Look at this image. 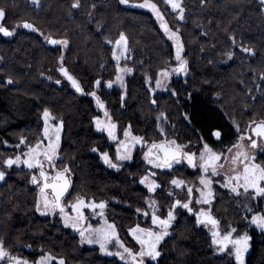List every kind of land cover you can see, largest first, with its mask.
<instances>
[{
	"label": "trees",
	"instance_id": "1",
	"mask_svg": "<svg viewBox=\"0 0 264 264\" xmlns=\"http://www.w3.org/2000/svg\"><path fill=\"white\" fill-rule=\"evenodd\" d=\"M75 2L39 0L36 6L32 0H0L6 13L0 25L12 33L5 37L0 32V171L5 172L0 180V241L6 250L32 264L46 253L66 264H124L83 245L58 216L37 211L39 189L32 183V171L23 165L11 170L4 166L8 157L17 154L11 146L22 139L26 145L42 141V115L50 112L63 123L62 159L57 165L71 175L64 202L72 205L79 198L104 203L102 211L107 209L121 239L139 250L131 230L143 223L149 198L157 201L162 215L175 210L178 198L190 199L196 206L200 173L190 165L154 170L141 154L130 163L105 166L93 149L115 156L117 141L97 131L95 119L102 110L95 98L106 105L120 135L131 128L144 145L166 139L190 144V151L201 149L202 141L216 149L232 145L240 133L264 122V6L259 0H182L181 19L162 0H149L162 12L169 30L179 33L188 71L187 78L174 81L169 91L153 94L148 80L155 82L161 71L179 62L174 42L153 11L138 6L145 0H79L80 6L73 8ZM25 23L32 28H25ZM121 35L130 49L125 94L105 86L118 74L114 44ZM51 40L68 43L51 44ZM61 67L78 82L81 92ZM96 81L103 84L97 86ZM93 92L95 96L90 95ZM217 130L223 135L220 141L213 138ZM150 173L160 184L154 194L140 182ZM173 179L192 185L193 196L176 191ZM263 205L264 195H259L258 208L247 218L262 211ZM213 206L223 230L246 226V214L234 196L219 189ZM196 214V208L180 211L172 234L159 246V259L147 264H236L215 253L213 238ZM252 234L247 264H264V232L253 229Z\"/></svg>",
	"mask_w": 264,
	"mask_h": 264
},
{
	"label": "rangeland",
	"instance_id": "2",
	"mask_svg": "<svg viewBox=\"0 0 264 264\" xmlns=\"http://www.w3.org/2000/svg\"><path fill=\"white\" fill-rule=\"evenodd\" d=\"M178 2H180L181 6H182V0H178ZM32 3L34 5H36V6H39V0H35V2H34V0H32ZM159 11H160V9H159ZM173 11L177 12L178 10H174L173 9ZM153 14L156 16L155 18L158 19L157 21H159L160 24H165V20L164 19L161 20L160 18H158L157 14L155 12H153ZM160 14L162 15L161 11H160ZM162 17H163V15H162ZM1 22L2 21H0V23ZM172 32H175V31L171 30V31H169L167 33V35L174 42V44L176 46L177 45V40H176L175 37H171V33ZM175 33L179 37V41L178 42L182 45L181 37H180L179 33L178 32H175ZM2 34H3V32H2ZM4 36L5 37H9L10 35H7V36L4 35ZM114 53H115L114 59L119 64L117 76H120L122 78V80H117V76H116V78L113 81L105 82V86H106V88L108 90L120 89L125 94V91L127 89V78L129 76L130 72H121L120 69L121 68L130 69L128 64H127V60L129 59V56H130V49H129L128 40L126 38H125V41L121 42V44L119 46L116 43L114 44ZM116 56L119 57V60H117L115 58ZM176 62H177V60H176ZM179 66H180L179 63L178 64H174L172 67L161 71L159 76H158V79L155 82H151L150 80H148L150 89L153 92V94H156V93H159V92H167V91H169L170 86H171V84L174 81L183 80V79L187 78V76H188L187 69H185L184 71H181V73H178L177 71H174V69H178ZM165 71L168 73V75L167 76H162L161 73L165 72ZM157 81H159V83H157ZM100 82L101 83H100L99 86H101L103 84L102 81H100ZM109 83H111V85H112L111 87H108ZM50 115H51V117H53V119H49L47 125L45 124V120H44V117L42 115V119H43V123H44V129H43L44 138H43L42 141H40L38 143H41L42 147H46L47 144L49 143L50 139L53 140V141L55 140L56 128L58 126L60 127V131H59V137H60V139H59V147H58L57 152H56V157L54 159V163H52L53 165L49 164L46 160H44L43 156H41V158H42L41 160L44 161V169L43 170L48 172V173H50V174H53L57 170V167H58L59 170H62V169H60L61 167H59L57 165V163L62 159V156L60 154V150H61V142H62V135H63V123L60 122V121H57L56 118L51 113H50ZM97 119H99L101 121H104L106 123L110 122L111 124L115 125V129L113 130L115 139H113L112 137H110L108 135L107 128H104L102 130L98 129L97 126H96V123H95V127H96L98 132L106 134L110 138V140L117 141L115 156H112L111 153H107V152L106 153H100L97 149H95V151H94V153L100 155L102 163L105 166H107V167L113 168V167H110L107 163L104 162V158H103L104 154H107L108 158L114 164L130 163V162H132L135 159V157L138 154H141L142 158L144 159L146 164H148L154 170L170 171V170L174 169L177 166L189 165L186 159H182L179 163L173 162L170 168H167V167H164V168L153 167L151 164L148 163V160L145 159L147 147H148V145L150 143L146 144L147 147L142 149V147L146 146V145H144L145 144L144 141H142V145H141L142 147L139 148L138 147L139 143H138V145H135V142H133L129 137H125L124 134L120 135L119 126L114 121V119L112 118V116L109 113H108L107 116H105V112L102 111V115L97 117L95 119V121ZM161 122H163L162 126H161V131L165 135L166 130H167V125H166L165 119L162 118ZM46 127L49 129L47 138L45 137V128ZM127 130H130L132 136L139 137L138 135L134 134V132L132 131L131 128H128ZM22 140L24 141V143L17 144L16 146H11V148L16 147L17 154L16 155H12V156L7 158V159H10V158L11 159H15L16 156H20L21 160H20L19 164H14L12 167H8L5 164V162H4V166H5L6 170H11L13 167H18V165H20V166L23 165V167L26 170L32 171V177L35 175L38 179H40V177H39V170L40 169H37V168L29 169L27 167V165L24 163V160L27 159V156L25 154L28 152L29 148L30 147L34 148L38 143L35 144V145H26V140L25 139H22ZM253 140H254V137L250 133V130H248L247 132L240 133L239 137L235 140V142L232 145H228V146H224V147H218L217 149H215L211 145L207 144L208 147L211 148V150L214 153H217V154L221 155V163L224 164L223 168H219L218 169V173L219 174L215 175V176H213L211 174V170H209L207 176H205L203 170L199 167L200 155H201V153L204 152V145L206 144L205 141H202L203 146H202L201 149L196 148L193 151H190V149H188L190 144L183 145V144H179L178 142H176V144L182 146L183 152L195 154V158H196L195 161H196L197 167H194L193 169L200 173V175L198 176V185L196 186V189H195V194L196 195H194L196 206L191 205V200L190 199H186V198L180 199V198H178V201H180V204L177 205V207L176 206L174 207L175 210L171 211L172 214H173V219L170 221V224H169V226L167 228V233L168 234L163 236V238L160 240V242L157 245V251L159 253H160L159 246L161 245V243L166 238H168L172 234V227L176 223V221H177V219L179 217L180 211H186V210H191L192 208H196L197 221H201L200 220L201 217L199 216V213L202 212V211L209 213L210 215H212V217L214 219H216L218 221V227L217 228H214L209 223H204L203 224V226L211 234L213 239H214V237H213L212 233L214 231H217L219 233V237H217V239H219V238H222L223 235L227 234L232 229H235V231L232 232V239H236V238H239V237H242V236H245V235L249 238L248 239L247 251L243 254V264H247V259H248L249 255L251 254L252 249H253V234H252L253 229H256L258 232H264V230H262L261 228L255 226L254 224H252L251 220H252V218L254 216H264V212H259L257 214L253 213V215H251L249 218H247V215H248L247 213H250V212L253 211L252 210L253 204L255 206L258 205L259 195H255L254 191L251 188H249V190L247 192H245L242 187H238L236 181H233L232 184H230V185L226 184V182L228 180V177L235 176L237 174V172L243 170L244 163L249 162V161H245L243 159V157H241L237 161L236 164H232L231 160H232V158L235 156V154L237 152H241L242 151V152L247 153L248 157L250 158V162L251 163H254V164H257V165H259L261 167H264V145H262L261 142H260L258 147L253 148V147H251V143H252ZM162 141H172V140L166 139V140H162ZM122 143L128 144L129 151H130V159H126V160L117 159L118 154H122L123 151H124V149H122L120 147ZM25 145H26V147H25ZM237 146H239V147H237ZM233 169H236V171H233ZM4 174H5V172H4ZM152 174L150 173L149 175H146V176H148V180L145 181L144 184L141 183L148 190H149V186H150V184L152 182H155L160 187L159 182L155 179V175H152ZM202 177H204L205 179H210L211 180V184L209 186H207V187L205 185L201 184L200 180H201ZM176 180H181V179H176ZM182 181H184V180H182ZM37 187L39 189L38 185H37ZM159 187L155 188L153 191H150V193L154 194ZM232 187H237V192H239L240 194L238 195L237 192H233L232 191ZM188 188L194 189L192 185H190L189 183H187L185 181H184V185L182 187H180V188L175 187L176 191H178L181 195H183V193L185 191H187ZM219 189H220V191H223L224 193H228V194L234 196L237 199V202H238L239 206L242 208V210L246 214L245 218L247 220V223H246L245 227L239 228V227H235V226H230L227 230H223L222 229L221 221L213 213V209H214L213 205L216 203L217 191ZM254 195H255V198H253ZM191 196H193V195L191 194ZM201 199H207L209 201V203H197V201L201 200ZM76 201L77 200H74L73 202H71L72 205ZM185 203H188V205H189L188 208H184V207L181 206V205H183ZM64 204H65L66 209L68 208V210L64 211V213L58 212L57 209L55 211H49L47 215H42L41 212L40 211L39 212H40V214L42 216H51V217L58 216V218L61 219L63 221V223L66 225V223H65L66 216L75 218L76 215H75L74 209H72V205H68V202L67 203L64 202ZM101 212L103 213L102 215H101ZM142 213H143V223H140L139 225L135 226L133 229L139 227L141 229H148V230H151V231L156 232V233H159V232L162 231V229L160 227H157L156 225H154L152 223V216L155 215V216H157V217H159L161 219H167L168 214L167 215H162L160 213L158 203H157V201L154 198H149V200H148V209L146 211H143ZM145 213H147V215H145ZM85 221H86L85 224H83L80 221L79 224L76 227H73L72 226V221L69 220L66 226L74 230V233L78 237H80L81 242H82L83 245L88 246V247L98 248L100 250V253H101L102 256L107 257V258H116V259H118L119 261H121L124 264H133V262L131 260V257H129L127 255V253L124 252V248L120 247L116 243V239H112L111 242H109V243H107L105 245V249L106 250H102L101 249V246H100L99 242L89 243L88 240L85 239L86 237H91L93 239V241H95L97 239L96 230H98V229L107 230L108 229V225H112V226H114L116 237L124 245V247L129 248L133 252H139L141 250V245L139 243H138L140 245V249L139 250H134V249L128 247L125 244V242L119 236L117 226L115 225L114 222H112L110 220V217L108 216L107 209H105L104 211L98 210V211H95V212H87L85 214ZM81 232L84 233L83 237L81 236ZM213 246H214V250H215L216 254L222 255V256H227L232 261H234L236 264H238V262L236 260V257H235V249H234V246L232 244H228L227 248L225 250H223V251H221V246L219 244H215L214 243ZM4 250L7 251L10 254V256L19 259L22 262V264L25 261L27 262V264H32L31 263L32 261H30L28 259H25V258H22V257H19V256H16V255L12 254L11 252H9L8 250H6L5 248H4ZM108 253H113V254L109 255ZM117 253H119V254H117ZM121 255H123L124 259H121ZM47 257H51L52 259H47L46 260V264H59L60 260H63L64 264H66L64 259H62L60 257H57L56 255H54L52 253L44 254L35 263L36 264H40V261L44 260ZM159 257H160V255L158 257H156L155 259H152V258H150L148 256H145L143 258L144 259V264H147V261L156 262L159 259ZM138 259H139V257H138ZM1 262L10 264V262L7 261V259L4 260V261H1Z\"/></svg>",
	"mask_w": 264,
	"mask_h": 264
},
{
	"label": "snow or ice",
	"instance_id": "3",
	"mask_svg": "<svg viewBox=\"0 0 264 264\" xmlns=\"http://www.w3.org/2000/svg\"><path fill=\"white\" fill-rule=\"evenodd\" d=\"M35 2V0H34ZM126 0H121V3H125ZM164 4H168L171 6L172 9L178 10L180 14V18H183V7L181 6V3L178 2V0H162ZM259 3L261 6H264V0H259ZM79 0H76L75 3L72 4L73 8L79 7ZM141 8H149L153 12H155L161 20L163 19L162 15L160 14L159 9L157 8V5L155 3H150L149 0H145L144 3L138 5ZM6 13L4 9H0V21L3 20ZM25 28H32L31 24L25 23L23 25ZM162 27L166 33H168L170 30L167 26V24H162ZM0 32H3L4 35H11V31L4 28L2 25H0ZM171 37H175L177 40L176 45V60L179 62V68L174 69V71H184L186 61L182 59L181 57V51H182V45L178 42L179 37L176 35L175 32L171 33ZM125 41V37L123 35L120 36V39L116 41V44L119 46L121 42ZM52 44H63L67 45V41H58V40H51ZM235 42V41H234ZM241 51L251 53V49L241 47ZM115 56V53H114ZM229 59L232 58V53H228ZM117 60H119V57H115ZM60 71L63 75L67 77L69 81H71L72 86L77 91H82L80 88V85L78 82L68 74L67 70H65L63 67L60 68ZM121 72H130L131 69L128 68H121ZM162 76H167L168 73L162 72ZM264 78V77H262ZM117 80H122L120 76H117ZM8 83H12L11 80L8 81ZM100 81H96V85H100ZM159 83V81H157ZM111 83L108 84V87H111ZM90 95L95 96V92L90 93ZM97 104L98 106L103 109L104 105L100 102L99 98L97 97ZM108 113L105 112V116H107ZM43 117L45 120V124L47 125L49 119H53L51 117L50 113L45 110L43 113ZM96 126L98 129H104L107 128L108 135L115 139L114 136V129L115 125L111 124L110 122L106 123L104 121H101L97 119L95 121ZM59 131L60 127L58 126L56 128V136L55 140H49V143L46 147H42L41 143H38L34 148H29L28 152L25 154L27 156V159L24 160V163L27 165L29 169L37 168L40 169L39 171V177L38 179L35 175L32 177V183L39 186V199L37 201V211H40L42 215H47L49 211H55L56 209H59L61 213H64V207L61 204V199L64 196V194L67 192L69 187V181L65 178V173L68 172V169L65 168L62 172H57L55 176H49L45 173L44 169V161L40 159L41 156L44 157V160H46L49 164H52L55 157L56 152L59 147ZM49 129L45 128V137H48ZM125 137H129L133 142L135 143H141L142 138L132 136L130 130H125L124 132ZM216 138L220 137V132L217 131L214 133ZM256 135H264V122H262L260 125H258V128L256 130ZM21 143H24L22 140ZM257 145L255 141H252L251 147L255 148ZM122 149H124L122 154H118L117 159L119 160H126L130 159V151L129 146L126 143H122L120 146ZM239 147V146H237ZM158 150L156 155H153V150ZM95 151V149H93ZM162 153V155H161ZM243 157L245 161H249L247 163H244L243 170L237 172L235 176L228 177V180L226 184L230 185L233 181L237 182L238 187H242L245 192L251 188L255 195H264V167H261L257 164L251 163L250 158L248 157V154L245 152H237L235 156L232 158L231 163L236 164L237 161ZM104 162L107 163L110 167H117L116 164H114L107 156V154H104ZM186 159L188 164L192 167H197L196 161H195V154L193 153H185L182 150V146L176 144V141H166L162 143H153L151 147L149 148L148 153L145 156V159L148 160V163L151 164L153 167L156 168H170L173 162L179 163L181 159ZM21 160L20 156H16L15 159H7L5 161V164L8 167H12L14 164H19ZM199 167L203 170L205 176H207L209 170H211V174L213 176L218 175V169L223 168L224 164L221 163V155L214 153L211 148L208 147L207 144L204 145V152L200 155V164ZM233 171H236V169H233ZM154 175V173L152 174ZM4 178V172L0 171V180ZM148 180V176H145L140 182L142 184L145 183V181ZM242 182V183H241ZM171 183L177 187L180 188L184 185V181L182 180H176L173 179ZM200 183L205 185L206 187L211 184L210 179H205L204 177L201 178ZM159 187L155 182H152L149 186V191H153L155 188ZM50 190V191H49ZM189 196H191L193 189L188 188L187 189ZM233 192H237V187H232ZM171 194V193H170ZM239 195L240 193L237 192ZM255 195L253 198H255ZM197 203H209L207 199H201L198 200ZM176 204L179 205L180 201H176ZM184 208H188V203H185L181 205ZM73 209L76 211L77 215L75 218L67 217L65 223L67 225L68 221H72V226L76 227L80 221L84 220L85 217L83 215V212L81 211L84 207H91L93 210H95L97 207L101 210L104 209L105 204L99 203L98 205L95 203L92 204H86L83 199H77V202L72 206ZM43 209V210H42ZM103 213L101 212V215ZM147 215V213H145ZM200 217H206L207 222L211 223V225L214 228L218 227V221L213 219L209 213L207 212H200ZM173 219V214L171 211L168 213L167 219H161L155 215L152 216V223L156 225L157 227H160L162 229L161 232L156 233L148 229H141L139 227L132 229V235L135 237L137 242L141 245V250L139 252H133L127 247H124V245L119 241V239L116 237V233L114 230V226L108 225V229H98L97 232V239L93 241L91 237H86L85 239L88 240L89 243L93 242H99L101 249H105V245L112 241V239H116V243L124 248V252L127 253L129 257H131V260L133 264H144V257L148 256L152 259H155L160 255V253L157 251V245L160 242V240L163 238V236L167 235V228L170 224V221ZM203 222V221H202ZM252 224H255L257 227L264 230V216H254L251 220ZM235 229H232L227 234L223 235L222 238L217 239L219 237V233L217 231H214L212 233L214 239L213 243L219 244L221 246V251L225 250L228 246V244H232L235 249V257L238 262V264H243V254L247 251L248 248V237L242 236L236 239H232V232H234ZM81 236H84V233L81 232ZM109 255H112L113 253H108ZM119 254V253H117ZM139 257V259H138ZM10 262V264H22V262L15 258L10 256V254L4 250V246L2 241H0V261L6 260ZM47 259H52L51 257H47L44 260L40 261V264H46ZM121 259H124L123 255H121ZM23 264H27V262H23ZM59 264H64L63 260L59 261Z\"/></svg>",
	"mask_w": 264,
	"mask_h": 264
},
{
	"label": "water",
	"instance_id": "4",
	"mask_svg": "<svg viewBox=\"0 0 264 264\" xmlns=\"http://www.w3.org/2000/svg\"><path fill=\"white\" fill-rule=\"evenodd\" d=\"M185 67H186V65H185ZM65 70H67L66 68H64ZM67 72H68V70H67ZM181 71H179L178 73H180ZM68 74L69 75H71L69 72H68ZM65 76V75H64ZM72 76V75H71ZM66 77V76H65ZM73 77V76H72ZM67 78V77H66ZM68 80V79H67ZM69 81V80H68ZM70 83H71V81H69ZM72 84V83H71ZM82 90V89H81ZM78 92H81V91H78ZM97 98V97H96ZM95 98V99H96ZM96 101H97V99H96ZM101 102V101H100ZM102 103V102H101ZM103 105H104V108L103 109H101L99 106V108L103 111V112H107V109H106V105L103 103ZM108 113V112H107ZM261 123H257L256 125H254L253 127H252V133H253V135L256 137V138H258L259 136H261L262 138H263V140H264V135H256V130H257V128H258V125H260ZM217 131H219V130H217ZM217 131H215V132H217ZM214 132V133H215ZM220 132V137L219 138H216V136L213 134V138H214V140L215 141H220L221 139H222V137H223V135H222V132L221 131H219ZM142 145V142L141 143H139V146H141ZM161 155H162V153H161ZM195 160H196V158H195ZM65 176H67L66 175V173H65ZM4 179V178H3ZM2 179V180H3ZM69 181V187H68V190H67V192L64 194V196L62 197V199H61V204H62V206H63V198L67 195V193H68V191L70 190V187H71V182H70V180H68ZM86 204H89V203H87V202H85ZM98 205V204H97ZM106 206V205H105ZM64 207V206H63ZM84 209H89L90 211H94L91 207H84V208H82L81 209V211L83 212V215H84ZM96 209H99L98 207L96 208ZM95 209V210H96ZM64 210H65V207H64ZM75 211V210H74ZM75 214H76V211H75ZM85 217V216H84ZM212 217V216H211ZM202 221H205V222H207V219H206V217H202ZM85 219L83 220V224H85Z\"/></svg>",
	"mask_w": 264,
	"mask_h": 264
},
{
	"label": "flooded vegetation",
	"instance_id": "5",
	"mask_svg": "<svg viewBox=\"0 0 264 264\" xmlns=\"http://www.w3.org/2000/svg\"><path fill=\"white\" fill-rule=\"evenodd\" d=\"M252 127H253V126H252ZM249 130H250V133L252 134V136L254 137V140H253V141H255V143H256V145H257L256 147L259 146L260 142H261L262 145H264V140H263V138H262L261 136H259L258 138H256V137L253 135V133H252V128L249 129ZM159 143H161V142H159ZM157 144H158V143H157ZM135 145H138V143H135ZM151 145H152V144H149L148 147L146 146V147H147L146 154L148 153L149 148L151 147ZM209 145H210V144H209ZM138 147L141 148L142 146H138ZM215 149H216V148H215ZM157 151H158V150H155V149L153 150V155H154V156L156 155ZM43 158H44V157H43ZM40 159H42V158L40 157ZM182 159H183V158H182ZM182 159H181V160H182ZM53 163H54V161H53ZM52 165H53V164H52ZM18 166H20V165H18ZM39 171H40V170H39ZM62 171H63V170H59L58 167H57V170H56L55 173H53V174H50V173H48V172H46V171H45V172H46L49 176H55L57 172H62ZM66 175H67V176H65V178H66L67 180H70V179H71V175H70L68 172L66 173ZM70 182H71V180H70ZM49 191H50V190H49ZM65 198H66V196L63 198V202H64V199H65ZM84 201H85V200H84ZM85 202H86V201H85ZM74 204H75V203H74ZM74 204H73V205H74ZM258 204H259V202H258ZM63 205H64V203H63ZM73 205H72V206H73ZM253 206H254V204H253ZM253 206H252V207H253ZM64 207H65V205H64ZM257 208H258V205L255 206V207H253L252 210H255V209H257ZM72 209H73V207H72ZM57 210L59 211V209H57ZM86 210L89 211V212H94V211H96L97 209L94 210V211H90L89 209H86ZM64 211H66V207H65V210H64ZM259 212H264V205H263V210H262V211L255 212V214H257V213H259ZM85 214H86V213L84 212V216H85ZM75 215H77V213H76ZM251 215H253V214H251ZM254 225H255V224H254ZM255 226H256V225H255Z\"/></svg>",
	"mask_w": 264,
	"mask_h": 264
},
{
	"label": "bare ground",
	"instance_id": "6",
	"mask_svg": "<svg viewBox=\"0 0 264 264\" xmlns=\"http://www.w3.org/2000/svg\"><path fill=\"white\" fill-rule=\"evenodd\" d=\"M52 44V43H51ZM259 123H262V122H259ZM256 125V124H255ZM46 173V172H45ZM47 174V173H46ZM63 203V202H62ZM88 203V202H87ZM90 204V203H89ZM64 206V205H63ZM86 210V209H85ZM85 210H84V212H85ZM210 215V214H209ZM210 216H212V215H210ZM213 218V217H212ZM214 219V218H213ZM201 221V223H208V222H205V221H203L202 222V217H201V219H200ZM82 223H83V220L81 221ZM210 225H211V223H209ZM82 226V225H81Z\"/></svg>",
	"mask_w": 264,
	"mask_h": 264
}]
</instances>
